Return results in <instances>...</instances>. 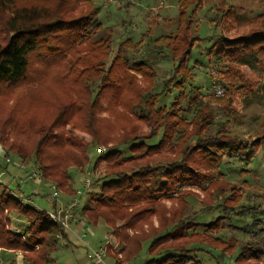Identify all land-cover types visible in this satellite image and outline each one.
<instances>
[{
	"label": "rangeland",
	"instance_id": "374dc122",
	"mask_svg": "<svg viewBox=\"0 0 264 264\" xmlns=\"http://www.w3.org/2000/svg\"><path fill=\"white\" fill-rule=\"evenodd\" d=\"M38 1L18 0V3L31 5V3H37ZM90 4H96L99 10L97 23L100 24V27H92L83 38L86 40L84 43H87L78 48L79 53L75 49V54L70 56L73 59L76 55L80 58H91V61L87 62L90 63L89 68L83 75L79 76L78 87L80 90L77 88L76 91L80 94V100L75 104L79 112L76 111L71 114L68 123L56 120L59 114L63 112L62 110L68 108L64 83L56 80V72L53 68L48 67V62L46 63L43 60L41 65L40 61L37 62L35 59L29 69L27 82H21L14 87L0 90V151L10 159L11 164L9 167L22 165L26 168L34 167L37 169L33 152L39 141L44 140L47 136L69 133L74 138L73 140H76L77 144L81 146L79 152H81V159L84 160L83 166L78 167L72 164L59 166L57 169L59 177L49 176L48 179H44V182L40 183L43 190V192L38 193L40 197L33 195L30 197L40 209L53 211L55 209L49 203L59 201L61 202L59 205L66 206L74 198L78 201V204L73 211V215L76 213L80 215L82 208L87 205L93 208L95 202H101L105 205L113 197L112 195L104 197L102 186L111 182L114 175L119 173H122L125 177L124 180H127V184H131L137 189L141 187L147 193L156 196H153V199L149 202L144 201L129 207L117 204L114 208V223L111 226L116 230V236H113L111 228L98 218L97 211L103 214L105 210L99 208L96 212L86 214L88 217L83 216L82 229L78 233V237L75 239L68 237L66 246L62 245V240H58L61 244H59L57 251L52 254L49 264H96L90 262L86 255L87 252L97 250L100 247H106L105 264H145L150 260L148 255L149 243L158 237L162 222L166 224L171 218H175V220L183 218L185 224L181 228L180 234L175 236L173 241L165 244L155 243V246H157L155 251L182 248L188 245L183 238H188V234L191 235L193 231L189 230L191 228L190 223L197 221L211 222L220 212L222 213L220 209L216 208V205L219 203L221 206V203H224L223 198L228 196H231L228 205L234 206L235 209L233 212L230 211L225 214L226 219L222 223V229L215 235L221 236L224 240H237L239 247L251 241L256 242L255 233L257 231L254 228L247 230V233L241 230L244 223H250L251 221L243 222L235 217H240L243 211L250 208L255 210L250 215L257 216L256 218H258L261 211H264V150H260L247 165L238 162V160L224 158L219 170H205L203 167H199L197 168L199 173L197 178L189 179L188 176L182 177L180 175L183 184L175 185L174 190L172 187H168L167 194L163 193V185L166 186L167 182L162 180V173L156 172L159 166L146 168L145 162H148L139 159L141 153L148 149L146 147L148 142L146 146L144 145V149L135 154L133 158L128 152L129 145H126L121 148L119 153V149H115V152H113L115 157L97 161L94 164L98 155L107 153L116 145L117 141H111L113 137L120 135L122 138L126 136L127 133L125 131L122 133V131L129 128L124 129L127 118H130L133 126L127 138L147 137L150 134L151 131L148 125L134 117V115H140L138 104H133L131 111L130 109L126 111L116 105L113 108L110 107L111 109L108 112L105 110L99 111L98 105L97 108L95 105L98 103L102 89L107 87V78L115 72V70L112 71V68L116 64V57L119 56L117 55L118 48L126 40L131 41L133 45L140 44L138 49L131 47L128 49L127 46H123L122 59L132 71L134 69L141 70L142 68H139L141 63H145L149 67V69L145 68L147 71L149 70V74H147L149 78H145L141 74L135 75L137 95L143 100H146V98L154 100L153 97L158 96L162 84L171 77L173 63L168 56V52L155 49L152 41L164 34L175 36L177 7L175 0H77L75 11L65 16V20L69 21L80 17L88 7L90 8ZM225 5L232 7L240 16L253 18L264 13V0H201L200 5L195 8L193 15L195 24L191 27L192 35L190 37H193L194 33H198L202 38L211 36L210 34H223L226 38L231 39L237 36L243 37L250 33L245 23L236 25L230 32L223 31L222 26H219L216 30L213 28V25L209 23V19L216 13L217 9L225 8ZM68 16L69 18H67ZM109 37L111 43L107 45L105 50L107 52H104L103 56L96 59H92L93 56H88V53L96 46L95 42L98 39L104 38L106 40ZM213 42L204 41L193 47L190 53L189 66L194 67V76L190 83L194 88H198L201 94L199 102L202 101V106L206 109L205 112L212 113L214 111L216 124H223L226 115L230 114L229 123L226 124L228 128L226 129L229 130L231 138L235 139L236 142H242V144L249 141L248 144H250V142L256 141L264 134V65L257 64L254 68L238 67L236 64L227 61H217L214 56L208 59L205 49H210ZM156 45L159 44L156 43ZM159 53L160 55H157ZM67 58L71 61L68 56ZM196 63H198V67L195 66ZM85 64L81 63V67L83 68ZM38 66L44 68L41 71L42 74L37 72ZM237 71L242 76L244 74L246 81L249 82L247 84L253 83V85L246 90L233 91V99L230 106L226 105L228 107L226 108L224 103H216L215 101L226 98L223 86L225 87L231 81L236 87L242 85L241 82L237 81L239 78L233 75ZM234 81L236 82L234 83ZM122 84H124V80ZM102 85L105 86L101 88ZM216 85L223 90L221 96H215L214 94ZM52 95L56 96L57 100H53ZM174 95L175 92L171 89L170 94L159 99L158 107L169 106ZM133 97L134 95L129 96V98L134 99ZM56 102L59 106H53ZM193 114L194 112L190 109L184 113H178L177 117L185 120V125L177 128L179 133L184 134V132L192 129V126L187 123L191 121ZM119 115L124 117L122 118L123 122L121 120L117 121ZM100 118L109 120L108 125H111L112 129H101L98 126ZM171 121L174 120L170 118L168 123H172ZM37 128H43L44 133L37 132ZM215 131L216 128L214 127L209 129L211 134ZM45 145L42 147V152L54 155L56 151L48 148L47 144ZM65 149V151L64 149L61 151L62 154L65 152L66 155L73 156L76 153L75 150ZM20 154L25 155V157L19 156ZM163 154L168 156L167 149L163 151ZM129 157L134 160L130 161ZM193 157L198 159L196 155H193ZM155 159L159 158L155 157ZM172 159L174 158L168 160L172 161ZM197 159L193 160L194 163ZM194 163L192 165L189 161V167L195 169L196 165ZM142 169H148L147 172L149 173L144 178L141 177L142 182L141 179L139 181L131 177L133 173L141 174ZM11 173L12 177L21 186L22 192L25 195L30 194L29 187L33 185L32 182L22 181L23 173H18L15 168ZM63 173L64 177H67L66 188L68 192L60 189L56 184L58 180H61ZM204 175H207L210 181L196 185L195 181L200 182ZM17 178L20 180H17ZM86 178L90 180L88 190L84 189ZM0 183L3 187H6L1 172ZM9 185L6 188L12 191L17 190L15 184L11 183ZM51 188L58 192V197L56 200L49 202L47 197L52 192ZM77 191L81 195L78 196ZM2 193L0 189V194ZM158 194L160 196H157ZM63 199L66 200V203L63 202L64 204L62 203ZM135 213L137 214L136 221L127 218L129 214ZM10 218L14 221L12 225L21 222V219L13 213L10 214ZM88 219L95 222L99 221L94 226L88 222ZM262 223H264V220H262ZM75 229V225L70 224L69 230ZM196 231L202 233L203 228H198ZM152 233L153 235H151ZM140 245V251L138 255H135ZM159 245L162 246L159 247ZM254 246L256 247V245ZM35 250H38V248ZM127 252L131 254L130 259L127 256L128 254L126 255ZM217 254L218 252L211 251L208 254L200 253L197 257L205 264H216L211 257L217 256ZM236 254L237 252H233L231 255L227 253L224 259L218 260L220 264H231ZM22 257L20 253L0 252V264H26ZM257 261H240V264H264V260L260 263Z\"/></svg>",
	"mask_w": 264,
	"mask_h": 264
},
{
	"label": "trees",
	"instance_id": "16d2710c",
	"mask_svg": "<svg viewBox=\"0 0 264 264\" xmlns=\"http://www.w3.org/2000/svg\"><path fill=\"white\" fill-rule=\"evenodd\" d=\"M175 2L177 7L175 36L173 34H164L152 41L155 49L161 50V52L162 50L168 52V56L173 63L171 77L162 84L158 96L156 98L154 96V100L146 98V101L143 98L140 99V96L137 95L135 91L137 90L135 75L141 74V76L149 78L147 75L149 70H146L149 67L145 63H141L139 68L143 70L134 69L132 71L122 59L123 46H127L128 49L130 47L138 49L140 44L133 45L131 41L126 40L118 48L117 55L120 57H116V64L112 68V71L115 70V72L107 78V87L102 85L101 88L104 87V89H102L98 103L95 105L96 108L98 105L99 111L105 110L108 112L116 105L126 111L129 109L131 111L132 105L138 104L140 115H134V117L144 121L151 132L147 137L127 138L133 127L130 118H127L124 129L129 128L122 131V133L124 131L127 133L126 138L122 137V139L120 135L113 137L111 141H117L116 145L107 153L98 155L94 164L97 161L115 157L113 153L115 149L118 148L119 153L121 148L126 145H129L128 152L133 158L135 154L144 149V145L146 146L148 142V146H146L148 149L141 153L139 159L140 161L146 160L148 162H145L146 168L155 165L159 166L156 172L162 173V180L167 182L166 186L163 185V193L165 194H167L168 187L173 189L175 185L183 184L180 175L182 177L188 176L189 179L197 178L199 174L197 168L199 167H203L205 170H219L224 158L238 160V162L247 165L260 150H264V134L257 138L256 141L250 142V144H248L249 141L244 144L236 142L235 139L231 138L229 130L226 129L228 128L226 124L229 123L230 114L226 115L223 124L217 125L218 123L216 124L214 121V111L212 113L205 112L206 109L202 106V101L199 102L201 94L198 88H194L190 83L194 76V67L189 66L190 53L193 47L204 41H214L210 49H205L208 59L214 56L217 61H227L236 64L238 67L254 68L257 64L260 66L264 65V13L253 18L240 16L232 7L225 5V8L217 9L216 13L209 19V23L213 25V28L216 30V28L222 26L223 31L230 32L236 25L245 23L250 33L243 37L237 36L231 39L226 38L223 34H210L211 36L202 38L198 33H194L193 37H190L192 35L191 27L195 24L193 20L195 8L200 5L201 0H175ZM76 3L77 0H39L37 3L26 5L19 4L18 0H0V90L14 87L21 82H27L29 69L31 64H33L32 61L36 59L41 64L45 60L46 63L48 62V67L50 69L53 68L56 72V80L63 82L65 86L64 92L68 98V108H64L56 119L58 121L62 120L63 123L69 122L68 119L71 114L76 111L79 112L78 107L75 105L80 100V94L76 91L79 88V76L83 75L89 68L90 63L87 62L91 61V58H80V56L76 55L73 59L70 56L75 54V49L79 53L78 48L82 44L87 43H84L86 40L83 38L92 27H100V24L97 23L99 10L96 4H90V8L88 7L80 17L66 21L65 16L75 11ZM110 41V37L106 40L104 38L98 39L95 42L96 48L93 47L88 56H93L92 59L103 56V53L107 52L105 50L107 45L111 43ZM156 43L159 45H156ZM157 55H160V53ZM67 56L71 61L73 60L72 63ZM81 63H86L83 68ZM195 66L198 67V63ZM43 69L38 66L37 72L41 73ZM36 75L39 77L37 73ZM233 75L239 78L237 81L241 82L242 85L236 87L231 81L225 87L223 86L226 98L217 99L216 103L222 102L225 106H230V102L233 99V91L246 90L253 85V83L247 84L249 82L246 81L244 74L243 76L240 75L239 71ZM123 80L124 84H122ZM171 89L175 92L172 103L169 106L158 107L159 99L170 94ZM130 94L134 95V99L129 98ZM84 95L83 92V97ZM52 99L57 100L54 95H52ZM150 103L152 104L150 105ZM53 106L59 105L56 102ZM226 108L228 107L226 106ZM189 109L194 112L191 121L187 123L192 126V129L184 132V134L179 133L177 128L184 126L185 120L177 117V115L179 112L184 113ZM122 118L124 117L119 115L117 121H122ZM170 118L174 120L171 121L172 123H168ZM108 123L109 120L107 119L100 118L98 120V126L101 129L107 128L110 130L111 125L109 126ZM211 127L216 128L213 134L209 133ZM36 131L44 133L45 130L37 128ZM47 132L48 130L45 133L47 134ZM116 138L118 139L116 140ZM73 139L69 133H58L49 135L44 140L39 141L33 153L34 160L37 163V170L43 175L44 179H48L47 177L49 176L59 177L57 169L64 164L83 166L84 160L83 158L81 159V152H79L81 146ZM45 144L48 145V148L56 151L54 155L42 152V147ZM65 148L75 150L76 153L73 156H68L65 152L62 154L61 151L63 149L65 151ZM165 148L168 151V156L162 155L163 151L166 150ZM3 154L5 156V153ZM193 155H196L198 159L194 158ZM19 156L25 157L22 154ZM171 156L178 160H168L172 158ZM155 157L159 159H155ZM130 158V161L134 160ZM194 159H197L195 163ZM189 161L192 165L193 163L196 165V170L191 166V168L189 167ZM147 171L148 169H142L141 174L133 173L131 177L139 181L141 179L142 182V178L149 174ZM124 178L122 173L115 174L111 182L102 186V195L104 197L112 195L114 199L112 198L105 205L101 202H95L93 208L87 205L82 208L80 215H77L83 218L86 214L96 212L100 208L105 211L103 214L97 211L98 218L111 228L115 217L114 208L117 204L129 207L144 201L149 202L153 199V196H156L147 193L141 187H138L139 189L134 188L131 184H127V180L125 181ZM66 180L67 177H64L63 173L61 180H58L56 184L60 189L68 192ZM206 181H210V178L204 175L203 179H200L201 183L195 181V184H203L202 182ZM0 189L3 192L0 194V252L20 253L26 264H49L52 254L57 251L59 244H61L58 240H62L67 244V231L48 217L47 210L37 209L33 205L20 202L14 196L23 194L18 186L17 190L14 191V195L8 193L6 187L0 185ZM32 195L40 197L35 194L26 196L30 198ZM157 196H160V194ZM230 198L231 196L224 197V203H221V206L219 203L216 205V208L220 209L222 213L220 212L211 222L197 221L190 223L191 228L189 230H193L191 235L188 234V238L179 237L187 241L188 245H185L186 247L155 251L157 247L155 243L161 242L165 244L173 241L175 236L180 234V230L185 224L183 218L176 219L177 221L175 218H171L166 224L162 222L158 237L149 243L148 255L150 260L145 264H205L198 259L197 255L200 253L208 254L211 251L218 252L217 256L211 257L216 264H220L218 259H224L227 253L231 255L233 252H237L233 258V264H240V261L244 262L247 260L262 262L264 260V227H262L264 225L262 223L264 211H261L258 214V218H256L257 216L250 215L251 212H255V210L250 208L243 211L240 217H235L243 222L251 221L250 223H244L241 230L247 233V230L254 228L257 231L255 233L256 242L251 241L239 247L237 240H224L221 236L215 235L222 229V223L226 219L225 214L230 211L233 212L235 209L234 206L228 205ZM53 208L56 209L57 206L55 205ZM12 213L21 219L19 224L12 225V222H14L10 218ZM136 216V213L129 214L127 218L136 221ZM98 221L95 222L88 219V222L94 226L98 224ZM198 228H203L202 233H197L196 229ZM111 234L116 236V230L111 228ZM36 248L38 250H35ZM140 248L141 245L135 255H138ZM126 255L130 259L131 254L127 252Z\"/></svg>",
	"mask_w": 264,
	"mask_h": 264
},
{
	"label": "built area",
	"instance_id": "2783aa9c",
	"mask_svg": "<svg viewBox=\"0 0 264 264\" xmlns=\"http://www.w3.org/2000/svg\"><path fill=\"white\" fill-rule=\"evenodd\" d=\"M214 94L215 96H221L223 94V90L222 88H220L219 86H215L214 87ZM3 164L5 166H9L11 163H10V159L7 158L6 156H3ZM17 171L18 173H23V179H21L22 181L26 180V181H30L32 183H43L44 182V177L43 175L34 167H31V168H26L25 166H22V165H18L17 167ZM19 178V177H18ZM17 180H20L18 179ZM14 181H16V179L14 178ZM18 184V182H16ZM21 183V182H20ZM1 185V183H0ZM19 185V184H18ZM2 186V185H1ZM20 186V185H19ZM49 187V186H48ZM90 187V180L89 178H86L85 180V184H84V189L88 190V188ZM50 188V187H49ZM7 192L10 193L11 195H14L15 192L12 191L11 189L9 188H6ZM51 194L48 195L47 197V201L51 202L53 200H56L57 197H58V192L54 189V188H51ZM34 193V192H33ZM31 193V194H33ZM37 193H35L36 195ZM38 195V194H37ZM77 195H81L80 192L77 191ZM17 197V199L20 201V202H23V203H27V204H30V205H33L34 207H36L37 209H40L39 207H37L35 205V203L30 199L28 198L26 195L24 194H17V195H14ZM39 196V195H38ZM78 204V201L74 198L73 201L69 204H67L66 206H62V205H59L55 210H50V211H46L47 212V215L48 217L56 224H59L61 225L62 227H64V229L68 232L69 231V227H70V224H69V221L70 219L74 216L73 215V211L74 209L76 208ZM107 244H108V241H107ZM106 244V245H107ZM87 259L92 262V263H96V264H105V258L107 256L106 254V247H100L99 249L97 250H93V251H89L87 252Z\"/></svg>",
	"mask_w": 264,
	"mask_h": 264
},
{
	"label": "crops",
	"instance_id": "0c3cea01",
	"mask_svg": "<svg viewBox=\"0 0 264 264\" xmlns=\"http://www.w3.org/2000/svg\"><path fill=\"white\" fill-rule=\"evenodd\" d=\"M3 156H4V154L0 151V172L2 173V175H3V177H4V179H5V186L6 187H9L10 185L9 184H15V186L17 187L18 186V188L21 190V186H19L17 183H16V181H14V178L12 177V171H13V169L15 168L16 170H17V167H18V165H14V166H12V167H9V166H5L4 164H3ZM33 185L32 186H30L29 188H30V190H31V193H33V194H35V193H39V192H43V190L41 189V185L40 184H38V183H32ZM43 188V187H42ZM17 189V188H16ZM22 191V190H21ZM23 193V192H22ZM30 193V194H31ZM24 194V193H23ZM30 194H26V195H30ZM36 194V195H37ZM41 194V193H40ZM25 195V194H24ZM39 195V194H38ZM66 200L65 199H63L62 200V203L64 202V203H66L65 202ZM49 203V202H48ZM61 202H59V201H57V203L56 202H53V203H49L50 205H51V207H55V205L57 206V205H59ZM63 203V204H64ZM39 207V206H38ZM40 208V207H39ZM54 209V208H53ZM81 221H82V218L81 217H79L78 215H77V213L76 214H74V216L70 219V224H74L75 225V227H76V229L75 230H69L68 232H67V236L68 237H71V238H73V239H75V238H77L78 237V233L81 231V229H82V226H81ZM62 245H64V246H66V243L65 242H63V244Z\"/></svg>",
	"mask_w": 264,
	"mask_h": 264
}]
</instances>
